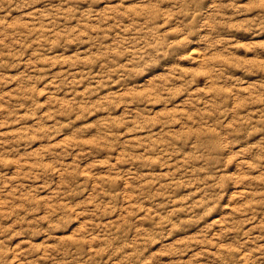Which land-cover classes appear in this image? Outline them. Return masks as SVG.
Returning a JSON list of instances; mask_svg holds the SVG:
<instances>
[{
  "label": "rangeland",
  "instance_id": "rangeland-1",
  "mask_svg": "<svg viewBox=\"0 0 264 264\" xmlns=\"http://www.w3.org/2000/svg\"><path fill=\"white\" fill-rule=\"evenodd\" d=\"M0 264H264V0H0Z\"/></svg>",
  "mask_w": 264,
  "mask_h": 264
}]
</instances>
